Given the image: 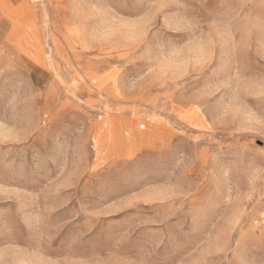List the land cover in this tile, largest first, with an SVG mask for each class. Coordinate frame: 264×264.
Segmentation results:
<instances>
[{"label":"rangeland","instance_id":"374dc122","mask_svg":"<svg viewBox=\"0 0 264 264\" xmlns=\"http://www.w3.org/2000/svg\"><path fill=\"white\" fill-rule=\"evenodd\" d=\"M0 264H264V0H0Z\"/></svg>","mask_w":264,"mask_h":264}]
</instances>
